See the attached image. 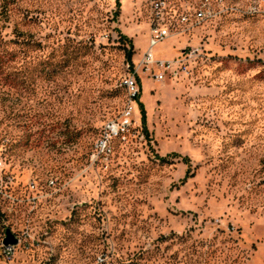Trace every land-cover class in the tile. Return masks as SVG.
Masks as SVG:
<instances>
[{"label": "rangeland", "instance_id": "374dc122", "mask_svg": "<svg viewBox=\"0 0 264 264\" xmlns=\"http://www.w3.org/2000/svg\"><path fill=\"white\" fill-rule=\"evenodd\" d=\"M166 1L177 16L204 0ZM253 1L171 29L153 57L193 53L156 80L140 64L147 0H0V264H264V18L241 11ZM129 75L133 124L91 158L132 100Z\"/></svg>", "mask_w": 264, "mask_h": 264}, {"label": "built area", "instance_id": "2783aa9c", "mask_svg": "<svg viewBox=\"0 0 264 264\" xmlns=\"http://www.w3.org/2000/svg\"><path fill=\"white\" fill-rule=\"evenodd\" d=\"M149 5V32L147 47L142 54L140 64L141 68L151 70L154 67L153 77L156 80H162L166 74L175 77L174 62L186 61L193 53H180L181 59L163 60L153 57L152 48L165 38L170 36L171 29L176 25H182L189 29L200 23L219 16L224 11H233L234 5L226 6L224 0H204L200 5L190 8L186 12L179 13L175 16L170 13L166 0H147ZM216 6V8L212 7ZM239 10V9H238ZM243 14L255 15L264 18V0L253 1L241 7ZM178 72V70H177ZM121 86L132 84L133 100H126L118 118L106 121L101 127L100 134L94 141V150L91 151V158L97 159L107 156L111 151V142L116 138H124L126 132L132 126L133 112L137 98L140 95L139 84L134 75H129L121 80ZM1 165V160H0Z\"/></svg>", "mask_w": 264, "mask_h": 264}, {"label": "water", "instance_id": "95a60500", "mask_svg": "<svg viewBox=\"0 0 264 264\" xmlns=\"http://www.w3.org/2000/svg\"><path fill=\"white\" fill-rule=\"evenodd\" d=\"M17 243V239L15 236L10 232L8 228L4 230V237L2 239V245L4 246H13Z\"/></svg>", "mask_w": 264, "mask_h": 264}, {"label": "bare ground", "instance_id": "6f19581e", "mask_svg": "<svg viewBox=\"0 0 264 264\" xmlns=\"http://www.w3.org/2000/svg\"><path fill=\"white\" fill-rule=\"evenodd\" d=\"M124 87L128 89V91L132 94V100H133V90H132V84H124Z\"/></svg>", "mask_w": 264, "mask_h": 264}, {"label": "trees", "instance_id": "16d2710c", "mask_svg": "<svg viewBox=\"0 0 264 264\" xmlns=\"http://www.w3.org/2000/svg\"><path fill=\"white\" fill-rule=\"evenodd\" d=\"M117 2H118V0H117ZM137 105H138V106L141 105V103H140V101H139V97L137 98Z\"/></svg>", "mask_w": 264, "mask_h": 264}]
</instances>
